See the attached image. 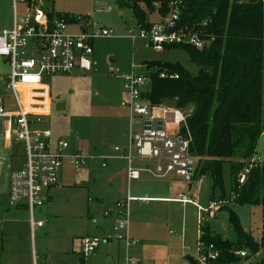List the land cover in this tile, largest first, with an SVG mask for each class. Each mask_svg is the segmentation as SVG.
I'll use <instances>...</instances> for the list:
<instances>
[{"label":"rangeland","instance_id":"obj_1","mask_svg":"<svg viewBox=\"0 0 264 264\" xmlns=\"http://www.w3.org/2000/svg\"><path fill=\"white\" fill-rule=\"evenodd\" d=\"M36 1L44 10L59 13L66 18L77 20L90 15L97 30L105 28L112 36L96 35L91 72L51 76L47 80L52 98L47 126L52 129L57 140H64L69 145L64 152L66 157L63 160L62 177L59 178L62 184L50 191L53 201L48 200L45 206L35 209L37 217L42 212L44 219H47V237L41 238L39 232L30 235L26 213L9 205L10 174L13 169L22 166L25 155L21 142L8 143L5 140L7 118H0V264H31L29 253L38 259L39 264H84L80 254V238L83 236L102 239L97 254L103 244L108 242L107 239L112 242L97 260H93L94 256L89 257L87 264H127L128 258L136 259V264H192L188 257L198 260L200 247L198 206L207 208L212 202L213 180L210 175L201 177L199 182L193 183L191 189L184 180L174 179L181 186L179 195L185 193L188 198H195L197 204L173 203L176 210L172 219L167 214L163 216L158 211L153 212L147 228L137 230L134 236L129 235L135 241L132 248L134 245L136 247L132 252H127L126 243L118 239L120 231L116 225V215L109 216L107 213L116 210V191L110 188L105 176L106 168L102 167L100 159L88 160L76 167L71 155L80 151L83 154L106 156L112 152L116 146V118L127 112L122 107V102L128 99L123 76L130 74L133 66L142 73L147 71L144 65L147 61L179 63L191 73H197L198 66L184 49H164L158 52L147 47L144 40L134 42L128 34L129 27L137 23L133 10L121 8L113 0ZM108 6H112L113 10H107ZM26 13V3L19 1L17 17L21 19ZM13 16V0H0V32ZM149 18L155 21L157 15L151 14ZM66 32L80 34L81 22L69 23ZM92 32L93 28L89 29V33ZM10 71L6 57L0 56V95L4 98L6 110L13 112L16 110L14 94L7 89ZM184 113L188 115L191 111L188 109ZM254 159L256 162H264V133L258 141ZM223 183L229 195L230 162L223 165ZM220 194L221 190L217 189L216 198ZM182 205H185L184 210ZM218 207L214 218L204 217L203 225L209 226L213 235H219L231 243L230 254L234 255V259L226 264H262L263 208L226 201ZM231 212L236 214L244 231L259 242L260 247L256 252L250 246L238 243L235 228L230 221ZM169 221L172 230L167 227ZM183 234H186L184 247ZM121 242H124L125 248L119 246ZM169 246L173 250L170 255L167 251ZM242 251L247 256L242 257ZM223 258L221 256L220 259Z\"/></svg>","mask_w":264,"mask_h":264},{"label":"built area","instance_id":"obj_2","mask_svg":"<svg viewBox=\"0 0 264 264\" xmlns=\"http://www.w3.org/2000/svg\"><path fill=\"white\" fill-rule=\"evenodd\" d=\"M19 1L26 3V15L21 19L15 16L13 26L0 32V56L6 57L11 69L7 89L14 94L16 110L7 111L4 98L0 95V118H7L5 140L8 143L21 142L25 155L22 166L13 169L10 174L9 205L27 209L31 229L35 231L43 228L47 221L39 219L35 209L45 206L50 199L49 191L59 184L66 157L64 152L69 147L66 141L54 138L52 129L47 126L52 101L47 80L51 76L91 72L96 35L109 37L112 33L105 28L97 30L90 15L77 20L64 16L51 17L36 0H13L14 6ZM185 3L186 0H170L167 14L157 12V20L150 21V26L137 21L136 26L129 27V37L134 42L144 40L147 47L158 52L174 45H190L204 50L210 40L202 37V33L190 32L186 26L179 24ZM107 10L111 11L113 7L108 6ZM71 22H81L80 34L66 32ZM91 28L93 32L89 33ZM161 77L173 79L178 75L162 73ZM123 81L128 99L122 102V106L130 111L131 126L137 127L130 133L128 146H115L114 152L117 158L126 162L128 180H138L143 173H147L157 178L184 180L191 187L199 157L190 153L192 137L187 127L188 115L172 104L153 105L146 99L142 93L150 86V79L136 66H133L130 74L123 76ZM171 113L174 114L173 120L168 119ZM168 125L173 126V132L167 129ZM97 158L105 160L103 167L107 166V156L83 154L80 151L71 155L76 167ZM255 163L253 159L240 172L238 180L241 185L246 182ZM131 199L129 196L116 202L120 214L118 239L124 241L128 249L135 244L128 233V202ZM176 200L183 204H197L194 198H188L185 193ZM219 204L221 202L212 201L207 208L198 206L199 230L204 226L205 216H216ZM101 242L99 237L83 238L81 255L84 264L97 252ZM199 246V264H213L224 256L223 250L215 244L199 243ZM240 255L245 257L247 253L242 251ZM127 263L135 264L136 260L128 258Z\"/></svg>","mask_w":264,"mask_h":264},{"label":"trees","instance_id":"obj_3","mask_svg":"<svg viewBox=\"0 0 264 264\" xmlns=\"http://www.w3.org/2000/svg\"><path fill=\"white\" fill-rule=\"evenodd\" d=\"M113 1L121 8H131L139 23L150 26L149 16L167 14L170 0ZM48 13L61 17L59 13ZM179 24L210 40L204 50L190 45L166 47L186 50L198 72L191 73L179 63L147 61L145 75L150 86L142 95L153 105L170 103L183 112L190 109V153L199 157L193 183L210 175L212 201L260 206L264 212V162L255 163L243 185L238 180L256 156L264 133V0H186ZM162 73L178 77L163 78ZM225 162L231 165L229 195L223 183ZM217 189L221 190L219 198ZM230 221L238 243L256 252L259 242L244 231L234 212L230 213ZM200 233L199 243L215 244L223 250L224 258L213 264L234 259L228 240L213 235L209 226H202ZM261 243L264 245V231ZM188 259L199 264L194 257Z\"/></svg>","mask_w":264,"mask_h":264},{"label":"crops","instance_id":"obj_4","mask_svg":"<svg viewBox=\"0 0 264 264\" xmlns=\"http://www.w3.org/2000/svg\"><path fill=\"white\" fill-rule=\"evenodd\" d=\"M13 8H14V15L17 16L18 14V4L14 6L13 2ZM15 17L9 18L8 21L5 23L4 28H11L13 26ZM123 107V106H122ZM125 108V107H124ZM127 109V108H126ZM130 111L127 109V112L125 114L121 113L119 116L116 118V146H121V147H126L128 146L129 143V138H130V133L132 132V129H136L137 126H131L130 124ZM167 129L170 132L174 131L173 126L168 125ZM54 136V133H53ZM55 138V136H54ZM97 150V147H95ZM109 152L106 156L109 157V159L106 160L107 166L105 170V176L107 177V181L110 184V188L114 189L116 192V202L119 200H125L129 196L132 198L128 202V213H129V228H128V233L129 235L131 234L134 236L137 234V230H142L144 228H147L149 224L147 222H150L149 219L151 218V214L153 212H157L159 214H162L163 216H166L170 219H172V216L174 214V211L176 208H174L173 203H179L176 199L179 198V192L178 190L181 188L180 183L173 178L167 177V178H157L153 177L150 174L143 173L141 178L138 180H128L127 178V172H126V162L121 159L117 158V153ZM101 156V155H98ZM98 159V158H97ZM101 160V165L103 167V162L105 160ZM154 164L155 162L152 161ZM62 171V169H61ZM60 171V177H62ZM199 182V181H198ZM60 179H59V184L57 185L58 187L61 185ZM193 185V184H192ZM55 186V187H57ZM53 187V188H55ZM193 186L190 187V189ZM52 188V189H53ZM51 189V190H52ZM50 190V191H51ZM49 191V200L52 202V196ZM195 199V198H194ZM183 210L185 209V205L181 206ZM17 209V211H24L26 213V221H27V229L29 230L30 235H35L36 232H39L41 235V238L47 237L46 234V224L44 225L43 228L36 229L35 231H32L30 222H29V213L27 209L25 208H18L14 207ZM109 216H112L113 214L116 215V225H118L119 222V211L113 209L112 211L107 212ZM39 219H44L42 212L38 214ZM153 218V217H152ZM168 219V220H169ZM47 220V219H46ZM14 222V221H12ZM47 223V221H46ZM167 227L169 230H172V225L171 222H167ZM166 227V226H165ZM166 227V228H167ZM130 235V236H131ZM86 236L81 237V244L83 238ZM186 234H183L182 237V245L185 241ZM199 238H200V230H199ZM108 242L103 244L102 248L100 249V253L97 254V252L93 255L94 259L97 260L104 252L103 250L110 247L112 245V242L110 239H107ZM101 245V244H100ZM122 246L125 248L124 242H121L119 246ZM100 247V246H99ZM136 245L131 247V249L126 248L127 252H132L135 249ZM184 247V245H183ZM99 249V248H98ZM98 251V250H97ZM167 251L170 254H172V247H167ZM81 254V253H80ZM97 254V255H96ZM32 263L31 264H39L38 259L34 256H31V253H29ZM30 260V258L28 257ZM134 259V258H133ZM136 260V259H135ZM137 262V260H136ZM117 264V263H116ZM127 264H132V263H127ZM136 264V263H135ZM139 264V263H138Z\"/></svg>","mask_w":264,"mask_h":264},{"label":"water","instance_id":"obj_5","mask_svg":"<svg viewBox=\"0 0 264 264\" xmlns=\"http://www.w3.org/2000/svg\"><path fill=\"white\" fill-rule=\"evenodd\" d=\"M168 119L173 120V119H174V114H172V113L169 114V115H168Z\"/></svg>","mask_w":264,"mask_h":264}]
</instances>
